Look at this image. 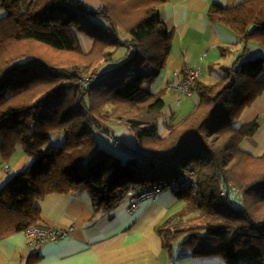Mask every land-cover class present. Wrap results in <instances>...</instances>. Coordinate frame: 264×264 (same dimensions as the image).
<instances>
[{
    "label": "trees",
    "instance_id": "1",
    "mask_svg": "<svg viewBox=\"0 0 264 264\" xmlns=\"http://www.w3.org/2000/svg\"><path fill=\"white\" fill-rule=\"evenodd\" d=\"M99 1L0 0V47L9 41L43 49L40 55L12 48L6 57L0 49V149L9 156L20 145L32 157L0 186V238L48 227L39 205L47 195L85 193L95 216L121 201L129 207L131 189L138 195L161 184L155 197L170 189L180 204L155 227L169 255L179 244V257L264 264V150L253 155L241 147L259 126L242 115L264 91V0L209 4L208 21L230 30L242 47L229 63L208 65L220 72L213 83L199 77L191 82L197 102L183 118L170 114L164 136L156 121L165 101L151 90V81L172 49L173 31L160 11L167 0ZM250 44L261 51L248 58ZM218 48L223 56L231 54L228 46ZM181 71H172L167 83ZM40 84L47 89L41 96ZM111 97L131 108L120 112ZM113 123L131 130L134 146L110 131ZM53 133L62 135L60 144L51 142ZM100 136L126 157L102 146ZM190 173L194 185L181 186ZM221 183L239 189L242 202L230 192L221 198ZM39 260L32 251L25 264Z\"/></svg>",
    "mask_w": 264,
    "mask_h": 264
},
{
    "label": "crops",
    "instance_id": "2",
    "mask_svg": "<svg viewBox=\"0 0 264 264\" xmlns=\"http://www.w3.org/2000/svg\"><path fill=\"white\" fill-rule=\"evenodd\" d=\"M93 6L99 0H85ZM236 1V2H235ZM241 0H167L161 15L168 29L173 31L172 49L163 77L159 82L168 89L167 80L172 71L184 67L204 66L210 63H229L234 56L220 54L219 46L234 47L233 33L212 24L206 17L211 2L222 6L234 5ZM239 50V49H238ZM229 55V57H228ZM223 56V63L220 60ZM231 56V57H230ZM205 62V63H204ZM214 68L210 67V70ZM161 75V74H160ZM179 76L176 81L180 80ZM203 82V81H201ZM164 87V88H165ZM174 90V89H172ZM177 91V90H175ZM163 94L164 89H161ZM257 119L259 126L241 147L259 155L264 150V91L242 115L245 122ZM135 142V138L133 139ZM134 146V145H131ZM41 222L45 226L68 229L67 235L56 241L30 245L24 233L17 232L0 238V264H25L27 255L37 251L38 264H223L216 256H178V248L170 255L164 251L161 237L155 227L178 210L173 196L161 195L144 199L137 208L129 210L126 201L119 202L105 213L93 216V206L85 193L50 194L39 200Z\"/></svg>",
    "mask_w": 264,
    "mask_h": 264
},
{
    "label": "rangeland",
    "instance_id": "3",
    "mask_svg": "<svg viewBox=\"0 0 264 264\" xmlns=\"http://www.w3.org/2000/svg\"><path fill=\"white\" fill-rule=\"evenodd\" d=\"M87 4L91 5L89 2ZM91 6H93V5H91ZM3 14H4V11H3V9L0 8V16H2ZM124 35H127V34L122 33L123 37H125ZM79 37H81V36H79ZM233 37L235 38V36H233ZM90 43L91 42L87 39V45H89ZM38 45L37 44H26V43L6 41V44L3 47H0V49L5 48V50L3 52V57L10 56L12 54V48H15V51L28 49L31 52H35L37 54L42 55L41 53H43V52H40V51H43V49H40L38 47ZM241 47H242L241 45H238V46H234V47H229V49H230L231 53L234 55V54H236L238 49H240ZM260 51H261L260 46L258 44H250L249 49H248V53H247V57L250 58L253 56H257L260 53ZM43 55H45L47 57L48 61L49 60L51 61L53 58L51 55H47V54H43ZM228 57H229V55H228ZM68 58L72 59L71 55ZM220 60L223 63V56H220ZM224 60H225L224 63L227 64V58L226 59L224 58ZM198 67L201 70L200 74L198 76L199 80L203 81L206 84L213 83L215 80L218 79V77L220 75V72L217 69H215L213 72H211L206 67V65L202 66V68H201V66H198ZM160 74H161L160 76L163 77L162 71L160 72ZM92 76H93V74L90 77L92 78ZM36 87H37L36 91L39 89V92H37V95H39V96L43 95L46 92L45 90H47L44 88L45 87L44 84H40ZM101 87L102 86H99V89ZM164 87L165 86H162V84L159 82V78H155L151 81V90L153 92H156V93L160 92L161 89H164V91H166L162 94V98L165 101V106L162 109L161 115L158 117V119L156 121L157 133L162 135V136L166 135V133H167L165 130V121L171 119V117H170L171 113L172 114L177 113L176 115L179 118H183L192 110V108L194 107V105L197 102V96H196V94L192 93L191 90H190V94H185V93H181L179 91H175V90L168 89L166 87L164 88ZM104 92L107 94L106 91H104ZM39 96H37V97H39ZM111 101L114 102L115 105L117 104L118 107L119 106L122 107L120 109V112L126 113V111L128 112V110L131 108V107H129V106H131V104L122 100V99L111 97ZM136 104H138V102ZM102 125H105V124L102 123ZM110 131L115 136L119 137L122 140V143H125L126 146H128V147H132L131 145H134L136 142V141L135 142L133 141V139L135 138L134 134L131 132V130L128 127H126L124 125H121L119 123H113V124H111ZM62 138L63 137H62V135H60V133H53L51 142L58 145L62 142ZM99 141H100V144H102V146H104L110 150H114L115 153L121 155L122 158H124V156L126 157V155H124L122 150H120L116 146L113 147L112 140L110 138H107L106 136H103V137L100 136ZM31 160H32L31 155H29L25 151H23V149L21 148L20 145H17L15 148V151L9 156L4 155L0 149V186L10 176L17 173L19 170L23 169L28 163L31 162ZM4 164H7L9 168L4 169L3 168ZM161 195H168V196L170 195V196L174 197V193L170 189H163V191L160 194H158L157 196L160 197ZM179 208H180V205H178V209ZM174 210H175V207L172 208L173 213L175 212ZM176 246H177L178 250L176 249ZM175 250H177L178 252H181L182 247L179 244H176L174 246V251ZM164 251H165V249H164ZM216 263L218 264L220 262H216ZM223 264H225V262H223Z\"/></svg>",
    "mask_w": 264,
    "mask_h": 264
},
{
    "label": "built area",
    "instance_id": "4",
    "mask_svg": "<svg viewBox=\"0 0 264 264\" xmlns=\"http://www.w3.org/2000/svg\"><path fill=\"white\" fill-rule=\"evenodd\" d=\"M200 68L198 66L194 67H184L180 73V80L176 81L175 78L171 79L167 85L181 93L190 94L189 86L191 82L197 78L200 74ZM177 74V73H174ZM179 75V74H178ZM8 168L7 165L4 166ZM170 186L178 188L179 184L172 181L169 183ZM194 185V176L190 173L185 176V181L181 186ZM164 186L161 184H156L141 191L138 195L135 194L134 190L127 192V199L129 200V210L135 209L138 206L139 201L144 199L154 198L157 193L161 191ZM230 192V197L233 201L240 204L242 202V194L239 189L235 187H228L227 185L221 183L219 186V195L224 198L227 193ZM73 226H69L68 229H61L58 227H31L24 231L25 237L30 240V243L45 242V241H56L65 237L68 231H71Z\"/></svg>",
    "mask_w": 264,
    "mask_h": 264
}]
</instances>
